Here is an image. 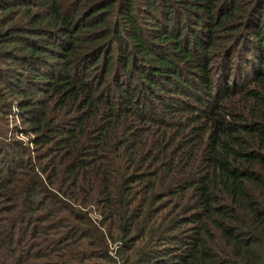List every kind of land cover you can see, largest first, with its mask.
I'll return each instance as SVG.
<instances>
[{"label":"trees","instance_id":"16d2710c","mask_svg":"<svg viewBox=\"0 0 264 264\" xmlns=\"http://www.w3.org/2000/svg\"><path fill=\"white\" fill-rule=\"evenodd\" d=\"M0 63V264H264V0H0Z\"/></svg>","mask_w":264,"mask_h":264},{"label":"rangeland","instance_id":"374dc122","mask_svg":"<svg viewBox=\"0 0 264 264\" xmlns=\"http://www.w3.org/2000/svg\"><path fill=\"white\" fill-rule=\"evenodd\" d=\"M4 68L5 66L2 63H0V70L2 71ZM13 110H15V108L11 107L10 109L5 108L3 111L0 112V125L1 127L6 128L7 130L6 136H11L23 140V137L19 135L14 128V125L17 126L19 121L14 116ZM5 112H9V113L5 114Z\"/></svg>","mask_w":264,"mask_h":264}]
</instances>
